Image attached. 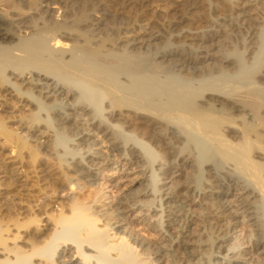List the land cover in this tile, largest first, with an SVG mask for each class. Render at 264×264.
I'll list each match as a JSON object with an SVG mask.
<instances>
[{"label": "bare ground", "instance_id": "bare-ground-1", "mask_svg": "<svg viewBox=\"0 0 264 264\" xmlns=\"http://www.w3.org/2000/svg\"><path fill=\"white\" fill-rule=\"evenodd\" d=\"M145 4L0 0V264H264V0Z\"/></svg>", "mask_w": 264, "mask_h": 264}, {"label": "rangeland", "instance_id": "rangeland-1", "mask_svg": "<svg viewBox=\"0 0 264 264\" xmlns=\"http://www.w3.org/2000/svg\"><path fill=\"white\" fill-rule=\"evenodd\" d=\"M190 1L191 0H146L145 7L143 9H140V8L132 9V11L130 12V15L131 16H143V15L146 16L151 26L155 27L154 31H158V30L161 31L162 28L166 30V26L170 22H172L173 19L175 20V16L172 14V12L175 9L179 8L181 4L189 3ZM129 8L130 7H127L126 11L131 10V8L130 9ZM234 43H236V41ZM221 53L223 54L222 51L219 52L218 54L222 55ZM111 164H112L111 172L107 171L110 169V167L107 168L106 170L101 169L100 171H95V172H99V173L102 172L101 174L107 176L106 177L107 180L104 182V187H108V188H104V193L111 196L112 198H115V197H118L119 194L116 189H113V186L115 184H118L119 186H123L126 180L128 179V177H133L132 176L133 172L130 170H126L125 168L123 169V166H119V164L117 165L113 163ZM113 172L115 174H112ZM109 186H112V187H109ZM202 207H198L197 210L195 211V215H196L195 222L192 228V233H193L192 241L194 242L200 240V238L202 237H208L209 235H212L210 231L205 230V228L203 227L204 225L202 222V214H203ZM149 216H152V214H150ZM199 216H200V219H199ZM146 218L147 219H145V221L142 223H141L142 218H140L139 220L134 219L133 222L135 221L137 223L136 228L138 232H140L143 236H145L144 238L154 239L155 237L153 236H155V232L151 229H148L149 228L148 224H146L150 221H151L150 223H152L153 218H149V217H146ZM244 223L246 225L247 223L246 220H244ZM152 227H153V224H152ZM245 228L247 229V226H245ZM245 230L242 232L243 234L247 233V231ZM245 247L246 246L239 248V251L246 249ZM230 254L231 252L228 255ZM259 258L260 260L264 259V256H260ZM259 262L261 263V261ZM197 263L199 264V262L192 261V262H189L188 264H197ZM263 263H264V260H263Z\"/></svg>", "mask_w": 264, "mask_h": 264}]
</instances>
